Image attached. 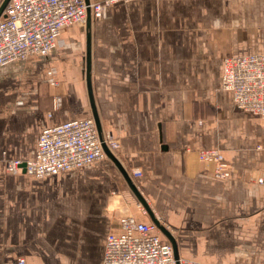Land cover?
<instances>
[{
  "label": "crops",
  "instance_id": "crops-1",
  "mask_svg": "<svg viewBox=\"0 0 264 264\" xmlns=\"http://www.w3.org/2000/svg\"><path fill=\"white\" fill-rule=\"evenodd\" d=\"M88 33L102 131L178 257L264 264V118L235 108L221 82L223 57L264 53V0L120 1L62 29L47 56L0 64V264H101L120 216L152 221L109 158L43 177L5 169L34 156L43 128L93 118ZM205 148L222 151L227 176L199 159Z\"/></svg>",
  "mask_w": 264,
  "mask_h": 264
},
{
  "label": "built area",
  "instance_id": "built-area-1",
  "mask_svg": "<svg viewBox=\"0 0 264 264\" xmlns=\"http://www.w3.org/2000/svg\"><path fill=\"white\" fill-rule=\"evenodd\" d=\"M120 1L129 0H8L0 17V64L31 55L47 56L62 29L73 23L85 24L89 14L98 18L104 7ZM46 81L52 87L58 85L53 67L47 70ZM221 82L231 93L235 108L264 118V53L223 57ZM55 105H61L58 96ZM102 142L111 151L119 145L109 131L102 132L100 138L92 117L66 120L40 131L32 158L5 159V169L36 177L72 170L106 158ZM198 157L213 163L215 176L229 174L230 164L220 149H200ZM131 173L138 176L140 170L133 169ZM257 181L264 183V176ZM136 208L147 214L140 203ZM119 225L120 232H111L106 237L101 264H204L176 259L172 244L162 239L161 231L152 221L124 214L119 217ZM16 264L27 263L24 257H18Z\"/></svg>",
  "mask_w": 264,
  "mask_h": 264
},
{
  "label": "water",
  "instance_id": "water-1",
  "mask_svg": "<svg viewBox=\"0 0 264 264\" xmlns=\"http://www.w3.org/2000/svg\"><path fill=\"white\" fill-rule=\"evenodd\" d=\"M7 2H8V0H3L2 3L0 4V15H1L5 5L7 4ZM86 74H87L88 94H89V99H90V103H91L92 110H93V118H94V121L96 123V127L98 130L99 136L101 138L102 137V128H101L100 120H99V117H98V114H97V111L95 108L92 90H91V84H90V34L89 33L87 34ZM102 147H103V150H104L106 156L119 169V171L122 173L125 181L127 182L128 186L130 187V189L133 191V193L136 195L139 202L146 209L147 213L150 214L152 222L168 238V240L172 244L174 256L177 259L178 258V251H177V245L175 242V238L172 236V234L169 232V230L163 224L160 223L159 219L154 216L153 211L151 210V208L149 207V205L147 204V202L145 201L143 196L140 194V192H139L138 188L136 187L135 183L133 182L132 178L130 177V175L128 174L126 169L123 168L122 164L120 163V161L118 160L116 155L108 148V146L104 142H102Z\"/></svg>",
  "mask_w": 264,
  "mask_h": 264
},
{
  "label": "rangeland",
  "instance_id": "rangeland-1",
  "mask_svg": "<svg viewBox=\"0 0 264 264\" xmlns=\"http://www.w3.org/2000/svg\"><path fill=\"white\" fill-rule=\"evenodd\" d=\"M103 132V131H102ZM105 132V131H104ZM103 132V133H104ZM115 150H117V149H115ZM113 153H114V150L112 151ZM108 157L106 156V158H104V159H107ZM103 160V159H102ZM110 172L112 173V175H114V176H119L120 178H121V175L119 174V172H118V170H117V168L114 166V164L112 165H110ZM122 184L125 186L126 185V183L125 182H122ZM138 203H140L138 200L136 201V204H138ZM141 204V203H140ZM142 205V204H141Z\"/></svg>",
  "mask_w": 264,
  "mask_h": 264
}]
</instances>
